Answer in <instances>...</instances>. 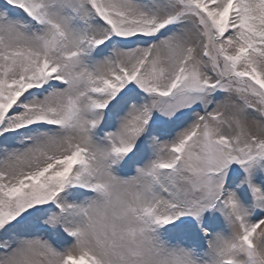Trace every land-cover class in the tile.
I'll return each mask as SVG.
<instances>
[{
	"label": "snow or ice",
	"instance_id": "obj_1",
	"mask_svg": "<svg viewBox=\"0 0 264 264\" xmlns=\"http://www.w3.org/2000/svg\"><path fill=\"white\" fill-rule=\"evenodd\" d=\"M0 264H264V0H0Z\"/></svg>",
	"mask_w": 264,
	"mask_h": 264
}]
</instances>
